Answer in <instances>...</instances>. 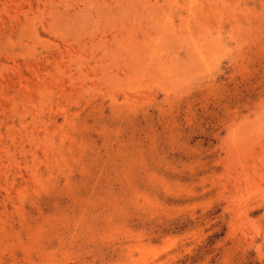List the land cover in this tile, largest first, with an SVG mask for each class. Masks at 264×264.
<instances>
[{"label":"rangeland","instance_id":"obj_1","mask_svg":"<svg viewBox=\"0 0 264 264\" xmlns=\"http://www.w3.org/2000/svg\"><path fill=\"white\" fill-rule=\"evenodd\" d=\"M0 264H264V0H0Z\"/></svg>","mask_w":264,"mask_h":264}]
</instances>
